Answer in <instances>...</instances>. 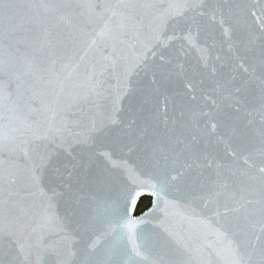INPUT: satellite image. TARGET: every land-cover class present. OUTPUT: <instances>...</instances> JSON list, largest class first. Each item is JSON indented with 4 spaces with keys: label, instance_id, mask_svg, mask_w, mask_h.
Segmentation results:
<instances>
[{
    "label": "water",
    "instance_id": "95a60500",
    "mask_svg": "<svg viewBox=\"0 0 264 264\" xmlns=\"http://www.w3.org/2000/svg\"><path fill=\"white\" fill-rule=\"evenodd\" d=\"M11 2L19 6L12 21L15 30L5 37V26L0 23V61L10 58L15 69L9 73L0 67V144H8L10 149L0 151V174L11 168L19 177L12 189L14 195L9 214L28 225L22 237L27 260L21 256V264H52L53 257L46 251V247L52 244L65 253L76 251V257L65 258L68 264H79L80 253L93 240L99 241L93 256L96 264H128L125 253L132 244L127 239L128 229L123 227L127 220L121 218L128 196L124 190L126 186L119 181L124 170L113 167L100 153H110L111 160L117 164L126 163L140 173L142 180H148L151 173L141 162L139 148L131 152L127 147L116 148L111 141L99 136L92 148L78 141L90 134L93 121L97 125L107 122L120 87L115 74L122 71L126 62L131 63L133 53L139 51L140 43L148 33L151 15L143 9H116L125 15L131 14L134 20L131 23L126 21V27L120 30L121 39L114 40L112 36L118 29L120 18L111 17L110 11L102 12L100 7L90 9L87 6L151 2L167 7L174 0ZM252 2L206 0L210 7L219 9L215 19L209 14L197 16L192 25V42L182 39L172 43V64L168 67L173 70V75L167 93L173 101L191 110L185 121H193L189 123V129L196 137L194 151L200 156L201 166L193 165L185 171L181 166L185 163L183 158L173 165L184 175L166 194L165 199L172 202L166 209L167 215L162 211L165 208L163 202L150 195L149 184L137 188L144 194L137 198L134 210L129 206L127 219L146 221L135 229L142 253L136 258L138 264H152L157 259L155 250L166 237L164 228L186 243L199 247L204 264H224L217 252L225 249L228 240L242 244L246 239L244 225L248 206L244 202L252 198L253 185L249 176L255 174L254 166H259L262 160L253 152L244 135L247 131L244 128L246 114L243 110H235L230 93L249 79L245 71L249 68L251 56L248 34L260 23L254 22L235 5H250ZM40 4L57 7L51 11L30 7ZM133 24L142 27L135 28ZM225 29L229 30L227 34ZM110 55L125 59H119L115 69L107 67L105 70L110 62L104 57ZM177 65H182V70ZM97 80L104 82L103 95L97 98V103L80 101L79 98L89 93ZM156 103L163 107L162 98ZM122 104L126 105V99ZM169 111H172L171 102ZM117 116L126 118L124 113ZM121 128L113 126L110 136L121 132ZM43 137H55L57 143L51 144ZM61 139L71 144L73 155L86 167L91 160L93 169L103 168L117 178L104 197L89 202L87 228H81L75 220L66 224L69 231L78 232L70 244L62 239L65 233L57 230L59 225L54 219L51 222L42 219L40 206L45 201L27 179L31 161L25 156L27 151L34 157L37 148L43 152L47 145L63 158V149L57 147ZM205 157L213 162L212 168L202 166ZM245 157H248L247 163ZM217 161L224 167L217 170ZM217 171L220 172L219 178ZM46 175H51V169ZM225 181L226 188L222 187ZM43 186L48 191L47 181ZM5 196L0 191V200ZM145 199H150V206L137 215V209ZM225 207L238 211L217 216V209L223 213ZM57 208L63 219V200L58 201ZM32 228L36 232L33 233ZM217 230L226 233L227 238L218 239ZM41 234L43 244L38 245L37 237Z\"/></svg>",
    "mask_w": 264,
    "mask_h": 264
},
{
    "label": "snow or ice",
    "instance_id": "6c2138e0",
    "mask_svg": "<svg viewBox=\"0 0 264 264\" xmlns=\"http://www.w3.org/2000/svg\"><path fill=\"white\" fill-rule=\"evenodd\" d=\"M18 7L11 0H0V23L5 26L3 32L5 37L15 30L12 21ZM30 7L51 11L57 6L40 4L30 5ZM87 7L90 9L100 7L102 12L110 11L111 17L120 18L118 29L112 36L114 40L121 39L120 30L126 27L125 22L131 23L134 20L131 14L125 15L116 9H143L146 14L151 15L148 33L140 43L139 51L133 53V60L131 63L126 62L119 74L114 73L120 87L113 100L112 111L107 117V122L102 121L97 125L93 121L89 130L90 134L78 141L87 148H92L99 136L103 140L111 141L116 148L127 147L130 152L139 148L142 154L141 162L151 173L146 181L141 179L139 172L126 163L117 164L112 161L110 153H100L101 156L108 158L113 167L124 170L119 181L126 186L124 190L127 192L128 201L121 218L127 220L123 227L128 229L127 239L132 244L131 249H128L125 254L128 256V264H138L136 258L141 257L142 253L141 245L137 243L135 229L146 221L127 219L129 206L134 210L137 198L144 194L137 188L144 183L149 184L152 189L150 195L155 196L158 202H163L165 208L162 211H165L167 215L166 209L172 202L165 199L166 194L176 187L184 175V172L178 171L173 165L183 158L185 163L181 166L185 171L193 165L201 166L200 156L194 151L196 137L191 135L189 129V123L193 121H185V117L191 110L186 105L173 101L167 93V86L173 75V70L168 67L172 64V43L182 39L192 42V25L196 17L209 14L212 19H215V13L219 9L215 6L210 7L206 0H174L167 7L151 2L116 5L89 4ZM235 7L253 18L254 22H260L248 34V52L251 56L249 68L245 71L249 79L236 87L230 96L235 110L237 112L243 110L246 114L244 128L247 131L244 135L253 152L260 156L262 163L254 166L256 172L249 176L253 185L250 192L252 198L244 202L248 206L244 225L246 239L242 244L228 240L225 249L218 251L217 255L223 258L224 264H264V0H253L250 5L236 4ZM132 26L142 27L136 24ZM224 31L227 34L229 30ZM104 59L110 62L106 66L105 70H107V67L115 69L119 59L125 58L110 55ZM0 67L9 73L15 71L10 58L0 61ZM177 67L181 70L183 68L182 65ZM103 88L102 80L95 81L90 92L81 96L80 101L86 104L97 103V98L103 95ZM161 98L163 107L156 103V100ZM125 99L126 105L122 104ZM192 99L195 97L193 96ZM170 102L172 103L171 112L169 111ZM118 113H124L126 118H118ZM113 126H122L121 132L110 136ZM42 139H48L51 144L57 143L55 137ZM57 147L63 149V158L59 152L49 149L47 145L43 152L37 148L34 157L25 152V156L31 161L27 169V179L45 201L40 206L42 219L48 222L54 219L59 225L57 230L65 233L62 239L66 244H70L78 232L69 231L66 224H71L75 220L81 228H87L90 222L89 202L104 197L117 178L109 175V172L103 168L93 169L91 160L86 167L76 155H73L71 144L65 140L61 139ZM6 149L8 144H0V151ZM247 161L248 157H245V162ZM202 166L212 168L214 165L205 157ZM223 167L224 165L218 161L215 162L217 170ZM49 169H51V175L47 176L46 172ZM217 177H220L219 171H217ZM18 178L11 168L4 169L0 174V191L6 194L5 198L0 200V205H3V209H0V264H21V256L27 260L22 237L28 225L20 218L9 214L14 195L12 189ZM45 181H47L48 191H45L43 186ZM222 187H227L226 181L223 182ZM60 200H63L64 204L63 219L58 215L57 203ZM241 207L244 205L242 204ZM115 210L119 211L118 208ZM229 211H238V209L225 207L223 213L217 209V216L227 215ZM31 231L34 233L36 229L32 228ZM164 232L166 237L160 241L159 248L155 250L157 259L153 260L152 264H204L199 247L186 243L183 238L178 237L168 228H164ZM217 237L218 239L227 238L226 233L219 230H217ZM98 242L93 240L90 245L85 246L84 251L80 253L79 264H96L93 256ZM37 243L43 244L42 234L37 237ZM46 251L53 257L52 264H68L66 256L78 255L76 251L65 253L55 244L48 245Z\"/></svg>",
    "mask_w": 264,
    "mask_h": 264
},
{
    "label": "trees",
    "instance_id": "16d2710c",
    "mask_svg": "<svg viewBox=\"0 0 264 264\" xmlns=\"http://www.w3.org/2000/svg\"><path fill=\"white\" fill-rule=\"evenodd\" d=\"M150 205V200L149 199H146V200H143L139 207H138V210H137V214L143 212L144 210H146Z\"/></svg>",
    "mask_w": 264,
    "mask_h": 264
}]
</instances>
